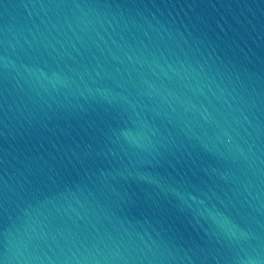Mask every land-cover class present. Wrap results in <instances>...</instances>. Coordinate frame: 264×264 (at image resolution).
<instances>
[{
  "label": "water",
  "instance_id": "1",
  "mask_svg": "<svg viewBox=\"0 0 264 264\" xmlns=\"http://www.w3.org/2000/svg\"><path fill=\"white\" fill-rule=\"evenodd\" d=\"M0 264H264V0H0Z\"/></svg>",
  "mask_w": 264,
  "mask_h": 264
}]
</instances>
